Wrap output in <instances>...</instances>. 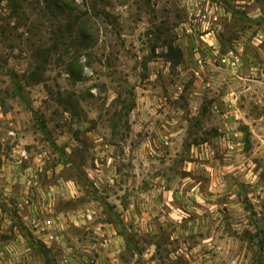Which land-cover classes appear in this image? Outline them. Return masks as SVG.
Here are the masks:
<instances>
[{"label": "rangeland", "instance_id": "1", "mask_svg": "<svg viewBox=\"0 0 264 264\" xmlns=\"http://www.w3.org/2000/svg\"><path fill=\"white\" fill-rule=\"evenodd\" d=\"M263 50L264 0H0V264H264Z\"/></svg>", "mask_w": 264, "mask_h": 264}, {"label": "crops", "instance_id": "2", "mask_svg": "<svg viewBox=\"0 0 264 264\" xmlns=\"http://www.w3.org/2000/svg\"><path fill=\"white\" fill-rule=\"evenodd\" d=\"M263 52H264V50H263ZM260 74H261V77H260L259 79H260V81H262V82H263V75H264V72H263V70L260 72Z\"/></svg>", "mask_w": 264, "mask_h": 264}, {"label": "built area", "instance_id": "3", "mask_svg": "<svg viewBox=\"0 0 264 264\" xmlns=\"http://www.w3.org/2000/svg\"><path fill=\"white\" fill-rule=\"evenodd\" d=\"M213 18H214V20H217V17L216 16H214ZM235 46H237V45H235Z\"/></svg>", "mask_w": 264, "mask_h": 264}]
</instances>
